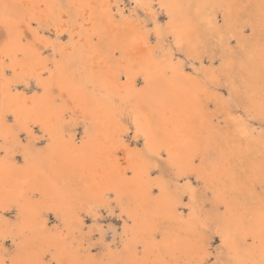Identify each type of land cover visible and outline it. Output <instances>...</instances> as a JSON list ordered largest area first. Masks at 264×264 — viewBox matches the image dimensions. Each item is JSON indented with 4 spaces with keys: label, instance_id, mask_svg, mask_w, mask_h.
Returning <instances> with one entry per match:
<instances>
[{
    "label": "bare ground",
    "instance_id": "6f19581e",
    "mask_svg": "<svg viewBox=\"0 0 264 264\" xmlns=\"http://www.w3.org/2000/svg\"><path fill=\"white\" fill-rule=\"evenodd\" d=\"M120 1L122 0H114L117 6H119ZM132 1L137 3V6L139 4L144 9L152 12L154 26L151 29L146 28L141 31V27L127 20L128 17L124 14H120L117 17L114 10H112L111 0H66L68 11L74 20V16L79 15L84 16L85 19L82 24L80 23L81 30L78 29L79 32H82L79 44L73 41L74 39L71 35L69 37L74 52L79 57L81 66L85 69L83 81L80 82L77 77H74L75 75L72 77L69 74L68 64L65 59H60L55 54L63 50V42H60L59 37L65 30L60 23L63 19V15H60L62 11L59 13L55 9V7L59 6L58 0H0L1 26H3L4 4L22 6L14 10L10 9V11L18 13L22 22L21 26L19 28L12 27V35L7 45L4 44L2 46L0 42V139H3V142L0 141V231L3 227V230L7 232L4 233L2 231L0 235L2 238L10 236L13 239L12 241L16 238L21 240V243L16 246L15 253H11L12 255L10 256L5 254L0 248V262H3V264H12L13 260L17 264H49V260L47 261L43 255H39L36 248L34 250L33 245L36 238H40L39 240L42 241L47 250L54 245L56 249L55 256L58 259H60V256L69 253L67 252V247L69 246H67L65 239L61 236L55 237V234L52 237L45 232L48 221L44 217L46 214L43 216L44 211L52 210L64 221L65 226H69L70 219L77 215L73 209L74 207H71L67 200L66 190L59 186L57 177L53 176L55 175L54 173L56 175L60 174L64 181L78 182L85 193L88 194L87 198H90V200L85 203L87 208L83 212L86 210L87 213H91L94 217L97 216L99 213L98 209L108 206L110 203L107 199L111 193H114L122 211H125L133 221L131 228L127 227V225L125 226L127 238L123 243V250L118 252L109 250L105 264H116L117 262L143 264L145 260L151 261V264H153L151 247L156 244L158 233L156 229H153L155 217L157 215H173L178 221V227L184 229H191L193 220L190 219L186 222H183L185 220H180L183 216L178 212V206L181 202L179 198L181 195H178L180 193L169 191L167 189L168 182V185L160 180L153 182L151 179V165L147 161L142 160L138 155L134 157L133 163L137 166L138 173L130 181L127 175H124L120 170L123 166L115 163L117 158L110 159L108 157L106 147L119 137L130 148H138V139L135 140V146H131L126 141V135L129 134L132 126V135L136 139V126L137 121H139L141 131H148L149 133V148L152 152L157 153L160 152L163 146L170 160V165L172 163L177 166L178 176L186 171L193 170L196 155L205 151L202 144L203 132L206 133L205 137L207 139L211 138L212 120L210 124L205 117L204 106L201 104L200 98L202 94H205L208 99L212 93L216 94L217 97L219 96L216 90L220 83L219 80H221L218 72L226 71L227 67H231L230 70L237 71L244 69L245 74L242 75L244 79L243 91L236 88L234 81L231 80L225 107L229 106L231 97L243 92L247 97L254 100L252 105L254 108L250 106L252 110L254 109L259 115L264 113V93L262 89V84L264 83V0H243L251 4L249 7L243 6L242 3H246L241 2V0ZM155 4L163 7L166 12L164 23L156 21ZM43 6L47 13L46 19L50 21V23L46 21L45 26H42L39 19L31 16ZM218 10H221L224 14V21L226 22L224 27L217 24ZM65 14L69 15V13ZM244 16H246V19H244ZM35 19L38 20L37 27L34 25ZM33 20L34 22H32ZM246 20L251 24L254 33L252 37L244 34L243 29H246L245 27L247 26ZM230 21H234L235 26L232 27V23L229 24ZM136 22L138 21L136 20ZM203 22L206 24H202ZM29 24H31L30 31L35 38L34 42H25L24 39L21 41V34L24 36V32H26L22 28L24 25L28 28ZM50 25L54 27L53 30L50 29ZM74 25L76 26V24ZM201 26H203V29ZM204 26H207L206 30H204ZM51 31L56 35L54 39L51 37ZM152 31L156 36L154 46L151 40ZM212 36H216L224 47L228 45L231 36H234L235 39L237 38L238 41V52L234 50L237 54H234L233 50L232 52L223 51L222 60L217 70L211 69V66L204 65L196 48L197 43L202 42L207 37L211 39ZM36 40L41 44L36 42ZM185 46L186 49L184 51ZM155 47L160 51V55L155 51ZM48 49L50 50L48 51L49 53L44 55V52ZM117 50H119L118 53ZM6 52L11 54L8 64L14 63L16 66L17 80L28 79L27 84L15 81L11 84L9 83V70L11 72V68L6 67L8 65L5 60ZM182 52H185L184 54L191 58V63H187L188 58L185 59ZM195 59L201 60L199 61V66L195 65L193 61ZM51 62L53 67L50 66ZM121 68L125 73L123 78L119 76ZM46 69L53 71L51 82L57 86L47 95L38 92L36 81L31 79V77L40 74ZM145 77H147L148 81L147 86L143 84ZM32 80L35 81L33 88L30 87ZM95 82H98L103 89H106V94L102 101L91 97L90 90L87 88V83L93 84ZM34 96L37 97L36 103L32 101ZM115 96H120L122 100L128 102L127 106H131V109L125 107V110H119L120 108L114 105ZM219 100H216V102ZM210 102L214 103L211 100ZM208 107L206 108L208 109ZM66 109H70L75 115H80V117H74L68 122L69 125L64 123L66 117L62 118L63 111ZM14 113L16 115H13ZM17 115L19 116L18 120ZM8 116L13 117L12 119L19 126V128L17 127L18 131L11 130L7 123L6 117ZM29 121L38 122L29 124ZM80 122H83V125L79 126L80 128L82 127V133L79 137L77 133V128L79 127L76 125ZM129 123L132 125L130 126ZM234 125L236 126V124ZM243 125L239 124L237 126L240 127V133L245 135L248 128L244 129ZM245 125L247 126L246 123ZM37 127L43 130L47 137H51L52 142L50 145L48 143V152L45 155L39 150V152L33 153V151L30 152V147H26V151L30 154L26 155L27 160L24 157V164L19 167V162L13 155L12 147L9 145V139L12 137L15 142H19L20 131H25L29 138H35V128ZM86 127L88 128L87 136H85L84 132ZM199 129H202V131H198ZM65 132L67 135H65ZM252 135L255 134L252 133ZM140 138L143 139V136H140ZM35 141H38V139ZM262 141H264V138L261 139V143ZM5 150H7V153ZM169 151L170 155L168 154ZM210 171H212L214 176L219 177L229 174L221 164L213 161L211 162ZM260 171L261 169L258 168L253 172L257 176L260 175ZM200 174L204 175L203 170ZM229 180L231 187L239 189L238 181L236 182L235 178L229 176ZM154 183L161 184L164 189L162 193L159 192L158 196L155 197L153 196ZM187 184L189 185L187 189L191 188L190 184ZM252 188L254 189V187ZM175 189H178L177 183H175ZM245 189L248 190L242 187L243 192ZM182 191L181 193L183 194ZM125 193L128 194L129 198L127 202L122 199V195ZM228 193L226 192V194ZM219 194L223 196L220 191ZM252 194L254 195V193ZM38 195L40 201L36 199ZM231 195L235 196V194ZM236 196L238 197V194ZM13 206L18 209V217L13 223V227L10 228L9 225H5V223H8L5 213L13 209ZM262 208L264 206L255 209L247 219H244L241 214L237 215V213L232 212L233 209L231 208L229 210L230 215L221 216L220 232L226 238L225 244L234 249V253L237 255L242 254L244 258H264L259 241ZM81 212L79 211V213ZM191 214L194 216V212ZM79 221L82 224V219ZM249 222H251L258 236L256 249H249L244 242L238 239L239 236L244 239L247 237ZM38 228L40 229L38 230ZM41 229L44 232H41ZM27 230H30L32 234L26 235ZM99 231L102 232V230ZM163 232L161 234V245L172 252H188L190 253L189 255L196 254L195 247L179 234L181 232L175 231L172 233L164 230ZM83 238L85 239V237ZM139 242L142 243L143 253H140L143 254V259L139 258L138 254ZM0 247H2V244ZM174 256L173 254L172 257ZM78 260H80L79 257ZM170 260L172 261V259ZM69 262L74 264V258H71ZM84 264L97 263L87 258Z\"/></svg>",
    "mask_w": 264,
    "mask_h": 264
},
{
    "label": "rangeland",
    "instance_id": "374dc122",
    "mask_svg": "<svg viewBox=\"0 0 264 264\" xmlns=\"http://www.w3.org/2000/svg\"><path fill=\"white\" fill-rule=\"evenodd\" d=\"M111 1H112L111 2L112 10H114L116 16L119 17L120 14H124L125 16L128 17L127 20L134 23V25L140 26L141 31L145 30L146 28L151 29V27L154 26V23H153L154 19H153L152 12L144 9V7L140 6L139 4L137 6L136 5L137 3H134L132 0H122L119 2V6H117L115 4L114 0H111ZM241 2L246 3V4L242 3V5L245 7H247V6L249 7L251 5L247 1L241 0ZM57 3H59L58 4L59 6L55 7V9L59 13L62 11L60 13V15H63V17H62L63 19L61 18L62 20L60 23H61L62 27L64 26L63 29H65L64 30L65 32L63 31L64 33L62 32L61 36L59 37L60 42L61 43L63 42L62 43L63 44V50H62V52H56L55 54L58 58H60V59L64 58L65 59V61L68 64L69 74L72 77L75 75L74 77L75 78L77 77V80L82 82L84 74H85V69L83 66H81L80 59L76 55V53L74 52V49L70 43L69 37L71 35V37H73V39H74L73 41L76 42V44L77 43L79 44V41L82 38V32H79L78 29L81 30V24L83 23V21L85 19H84V16L79 15V16H74L75 17V20H74V18L71 16L70 12L68 11L69 9H68V6L66 4V0H58ZM155 12H156V14H155L156 21L164 23L166 20V12H165L164 8L161 6L159 7L158 4H155ZM40 13H41V15L43 14L42 17L40 15ZM65 13H69V15H67ZM222 14H223V12L221 10H218L217 24L221 27H224V24H226V22L224 21L225 20L224 14L223 15ZM31 16L39 19L42 26H45L46 21H49L46 19L47 13L45 11L44 6L37 9L36 13L34 15L32 14ZM27 17H30V16H27ZM220 17H222V18H220ZM244 17H245L244 19H246V16H244ZM37 19H35V22H34V20L32 21V22H34V25L36 27L38 26L37 25V21H38ZM136 20L138 22H136ZM246 22H247V26L245 27L246 29H243L244 34L248 37H252L254 35V33L252 30L251 24H250V22H248V20H246ZM49 23H50V21H49ZM231 23H232V27L235 26L234 21L233 22L230 21L229 24H231ZM74 24H76V26ZM202 24L205 25L206 23L203 22ZM24 26H23L22 30L28 32V33L24 32V37H26V39H24L25 42H28V41L34 42L35 38L33 37L32 32L30 30H28V28L26 26L25 27ZM0 27H1L0 28V32H1L0 42H1V45L3 46L5 44V38L3 35L4 34V32H3L4 28L1 25H0ZM32 27L35 28L34 26H32ZM53 28L54 27L52 25H50V29L53 30ZM201 28L203 29V26H201ZM206 29H207V26H204V30H206ZM51 34H52V36H51ZM51 34H50V36L52 37V39H54L56 37L55 33H53L51 31ZM250 34H251V36H250ZM151 36H152V38H151L152 45L154 46V44L156 43L155 42L156 36H155L153 31L151 32ZM62 38H63V41H62ZM169 41H170V39H169ZM36 42L39 43L38 40H36ZM39 44H41V43H39ZM214 45L216 48L214 47ZM196 48L200 53V57L203 60L204 65L205 66H211V69L217 70L218 66H220V62L222 60V52L223 51L232 52V50H233V53L237 54V52H238V41H237V38L235 39L234 36H231L229 38L228 45L226 47H224L218 41V38L216 36H212L211 39L207 37L206 39L202 40V42L197 43ZM185 49H186V46L184 48V51H185ZM67 50H69V51H67ZM234 50L235 51L237 50V52H235ZM48 51H50V50L49 49L46 50V52H44V55L49 53ZM155 51L157 52V54H159V55L161 54L157 47H155ZM184 53L185 52H182V55L185 59L188 58L187 63L188 64L191 63L192 62L191 58L188 57L187 55H185ZM0 61H1V57H0ZM193 61H194L195 65H198V66L200 65L199 61H201V60L195 59ZM6 63L7 64L9 63V59L6 60ZM50 66L53 67L52 62L50 63ZM230 68L231 67H227L226 71L218 72L219 79H221V80H219L220 83L216 87V90L218 91L219 96L217 97L216 94L212 93L211 97L208 99L205 96V94H202V96H201L202 99L200 98V100L202 102L201 104L204 106L205 117L207 118V120L209 122L212 120V125H211L212 127L210 130L211 135L209 134L211 136V138L207 139L205 137L206 133L203 132V134H202L200 132L203 136L202 137L203 138L202 144H203V147L205 148L204 149L205 151L199 152L196 155L193 170L186 171L185 173L178 176L177 174L179 172H178L177 166L173 165L172 163L170 165V160L168 159V155L165 151L163 153H161V155H155V153L152 152V158L151 159H148L144 156L138 155L139 158L141 157L142 160L147 161L148 164L151 165V171H152L151 179L153 180V182L160 180V181L166 183V185H168V183H169L168 188H167L169 191H171L172 193H177V194L180 193L178 195H181V196L183 195L182 197L179 196L181 202L178 206V212L181 213V216L183 215L180 218V220H182V221L185 220L183 222H186L187 220H190V219L193 220L192 221L193 222L192 228L191 229H184V228L178 227V221L173 215H169V216L168 215H157L155 217V219L153 221V225H154L153 229H156V231L159 234L157 233L156 244L154 245V247L153 246L151 247V249H152V251H151L152 259L151 260H153V264H172L173 262L175 264H190V263L196 264V262H198L197 264H199V263L203 264V261H205L206 259L215 260L217 258L220 260L221 264H228L229 261H234V262L235 261H253V262H255V264H259V261L261 260V258H259V257L244 258L242 256V254L237 255L236 253H234V249H232L229 245L224 243L222 246L221 240H220L219 236H217V235H212L209 238L211 240L208 239L210 233H221L220 232L221 231L220 218H221V216L230 215V212H229L230 208L233 209L232 212L237 213V215L241 214L244 217V219H247V217L250 216L255 209L264 206V163H263L264 162V141H262V143H261V139L264 138L263 137L264 136V120H263L264 119V113L259 115L258 113H256V111L254 109L252 110L251 107H253L252 105L254 103V100L247 97L243 92H239L238 94L235 95V97L234 96L231 97V100L229 102V106L225 107V104H226L227 99H228L227 94L229 95V90L231 87V80L234 81L235 87L238 88L240 91H243V89H244V79H243L242 75L245 74V70L243 69L242 71H237V70H230ZM231 71H233V72H231ZM221 73H222V75H221ZM9 74H10V70H9ZM229 74H231V76H229ZM86 85L88 86L87 88L90 90V96L91 97H93L95 99H101V101L104 100V96L106 94V89H103L98 82H95L93 84L87 83ZM32 86L33 87L35 86L34 80H32L30 82V87L33 88ZM262 87H263L262 89H263V93H264V83L262 84ZM93 88L94 89L96 88V89L94 90ZM219 92H220V94H219ZM56 93H57V91H56ZM219 99H221V100H219ZM210 100L214 101V103L213 102L211 103ZM216 100H219V101L216 102ZM115 102H114V105L116 107L120 108L119 110H121V109L125 110V107H127V109L128 108L131 109V106L130 107L127 106L128 102L122 100L120 96H115ZM240 102L241 103L243 102V103L241 104ZM206 107H208V109ZM206 112H207V114H206ZM249 112H250V114H249ZM215 113L217 114V116ZM72 114L66 117V119L64 121L65 124L67 123L66 125H69L68 122H70L74 117L75 118L80 117V115H75V113H72ZM240 114H242V115H240ZM8 117H10V116H8ZM8 117H6L8 120L7 123L11 127V130L12 131H15V130L18 131L19 126L14 121V119H12L13 117L11 116V119H9ZM260 119H262L263 122ZM245 123L247 124V126L245 125ZM210 124H211V122H210ZM234 124H236V126ZM239 124L240 125L244 124L243 125L244 129L248 128V129H246L247 132L245 135L240 133V130H239L240 127L237 126ZM82 125H83V122H80L76 126L79 127ZM129 125L131 126L132 124L129 123ZM131 128L133 129L132 126H131ZM132 129H130L129 134H127L128 137L126 135V138H127L126 141H127V143H129V145L135 146V142H136L135 140H137V139H135L133 137ZM221 129H222V131H221ZM234 130H235V132H234ZM198 131H202V129L201 130L199 129ZM248 131H249V133H248ZM19 133H20V141L19 142H15L12 137L9 139V145L12 147L11 149H12L13 155L16 157V160L19 162V164H18L19 167L23 166L24 157L26 155L30 154L29 152L26 151L28 147L31 148L30 152L33 151V153H36V152L40 151L44 155L47 154V152H48V140L46 139L47 136H46V133L43 132V130L39 129V127L35 128V138H33V137L29 138L25 131H20ZM77 133H78V136L80 137L81 133H82V127L77 128ZM252 133L255 135H252ZM238 134H239V136H238ZM260 135H261V139H260ZM37 139H38V141H35ZM0 141L3 142V139L2 140L0 139ZM11 142H12V144H11ZM256 142H257V145H256ZM31 144H32L33 148L31 146ZM137 144L139 146L138 147L139 149H143L145 147L143 145V139L142 138H139L137 140ZM44 145H46V146H44ZM22 153H23V155H22ZM212 161L221 164L222 167L224 169H226V171L229 172L228 175H225L227 178L225 176L223 177V175H222V177H223L222 178L221 176L220 177L214 176L212 174V171H210ZM195 162H197V163H195ZM258 168H260L261 171H260V175L256 176L253 171L255 169H258ZM202 170H203V174L205 176L200 174ZM174 171L177 173H175ZM54 174L55 175H53V176L55 178L57 177L56 179H57V182L59 183V186L61 188H63L64 190H66L67 200H68L69 204L71 205V207H74L73 209L76 211L77 215L74 218L70 219V225L69 226H65L64 221L62 219H60V217L57 216L52 210L44 211L43 216L46 214L47 216L45 215L44 217L47 218V221H48V224H46L47 226H46L45 232L47 235L49 234L52 237L55 234V237L61 236L63 239H65L67 246H69V247H67V252H69V253L67 255L65 254L63 256H60V259H58L55 256V252H56L55 246L52 245L51 247L53 249L51 247H49V249L47 250L45 248V246L42 244V241L39 240L40 238L35 239V242L33 245L34 250L36 248V250L38 251V254L43 255L47 261L48 260L49 261L55 260L56 264H59V263L60 264H70L69 260L71 258H74V262H73L74 264H84V262H85V260H87V258L91 259L93 262H96L97 264H105L107 262V259H108V254H109L108 251L109 250L116 251V252L123 250V243L127 238V234L125 233V226L127 225V227L131 228L133 225V221L131 220V218L128 217V215L125 211H122L120 205L117 202V198H116L114 193H111L107 199L110 204L108 206L101 207V209H98L99 213L97 216L94 217L91 213H87L86 210H85V212H83L84 209L87 208L85 203L89 202V200H90V198H87L88 194L85 193V191L81 188V186L78 182H76V181H70L69 182L67 180L64 181L60 177V174H57V175H56V173H54ZM186 176H187V178H186ZM197 176L200 177L199 180H197L195 178ZM211 176L213 179L211 178ZM229 176L235 178L236 182L238 181L237 183H238L239 189L238 188L234 189L233 187H231L229 185V181H230ZM127 178L130 181H132L134 179L130 176H127ZM173 178H174V180H173ZM221 178H222V180H221ZM179 181H180V184H179ZM186 182L190 184L191 188L187 189L189 185ZM175 183L178 184L177 190L175 189ZM242 187L243 188L245 187L248 190L250 189L251 192L245 189L244 192L246 191L247 193L246 192L244 193L242 190ZM252 187H254V189ZM179 189H180V192H179ZM181 190H183L182 191L183 194L181 193ZM224 190L227 193L229 192L228 193L229 196H228V194H226V192ZM238 190H240V191L238 192ZM219 191H220V193L223 194V196H221L219 194ZM185 192H186V194H185ZM251 193H254V195L253 194L251 195ZM158 194H159V191L154 190L153 196L154 197L158 196ZM231 194H233V195L235 194V196H232ZM237 194H238V197L236 196ZM219 195H220V197H219ZM224 195L226 196V198ZM245 195L246 196L248 195V196L246 197ZM84 198H86L85 202H84ZM36 199L37 200L39 199V195H38V197H36ZM73 199H74V201H73ZM78 199H79V201H78ZM122 199L124 202H127L129 199L128 194L127 193L123 194ZM80 200H81V203H80ZM197 200H198V204H197ZM39 201H40V199H39ZM188 203H190V204L188 205ZM230 204H232V205H230ZM186 206H190V207L186 208ZM12 208L13 209H10L9 211H7L5 213V215H7L6 220L8 221V223H5V225H9L10 228L13 227V223L17 220V217H18L17 207L13 206ZM79 211L80 212L82 211V212L79 213ZM110 212H112V213H110ZM192 212H194V216L192 214L190 215V213H192ZM80 219H82V224L79 221ZM128 219L131 220L132 223L128 224L127 223V221H129ZM83 223H84V225H83ZM210 225H212V226H210ZM51 226H52V228H51ZM81 227H82V229H81ZM102 227H104V228H102ZM98 228H99V230H102L103 233L101 231H99ZM39 229L40 228H38V230ZM211 229H213V230H211ZM97 230H98V232H97ZM163 230L165 232L169 231L172 233L175 231L178 233L181 232L179 234H181L183 236V238L187 239L189 241V243L195 247L196 251L195 250L194 251L196 252V254L194 253V251H192V253H194L192 255H189L190 253H188V252H186V253L172 252L171 250H169L166 247H164L163 245H161L162 244V241H161L162 235L161 234L164 233ZM177 230H179V231H177ZM205 230H207V231H205ZM2 231L4 233H7L6 231L3 230V227H2L0 232H2ZM37 232H39V231H37ZM41 232H44V231L41 229ZM29 234H32V233L30 230H27L26 235H29ZM39 234L41 235V233H39ZM123 236H124V238H123ZM8 237H5L6 238L5 239V238H2V236L0 235V245L2 244V247H0V248L5 254L10 256V255L15 253L16 246H18L21 243V240L19 238H16L14 240L15 241L14 242V241H12L13 240L12 237H10V236H8ZM83 237H85V239ZM238 239L240 241L244 242L247 239V237L244 239L243 237L239 236ZM2 242H4V243H2ZM139 243H140V244H138L139 258L143 259V257H142L143 254H141V253H143L142 252L143 251L142 250V243L141 242H139ZM158 247L161 249V251ZM157 248L159 251L157 250ZM164 248H165V250H164ZM119 249H121V250H119ZM166 251L168 252V254ZM173 254L175 255L174 257H172ZM196 255H199V256H196ZM101 256H102V258H101ZM179 256L181 257V259H179L180 258ZM78 257L80 258V260H78ZM194 258H195V260H194ZM170 259H172V261ZM201 259H203V260H201ZM228 259H230V260L228 261ZM175 260H178V261H175ZM157 261H159V262H157ZM187 261H189V262L187 263ZM190 261H193V262H190ZM117 263L123 264L122 262H117Z\"/></svg>",
    "mask_w": 264,
    "mask_h": 264
},
{
    "label": "snow or ice",
    "instance_id": "6c2138e0",
    "mask_svg": "<svg viewBox=\"0 0 264 264\" xmlns=\"http://www.w3.org/2000/svg\"><path fill=\"white\" fill-rule=\"evenodd\" d=\"M20 7H22V6L9 5V4L3 5V9H4L3 28H4V38H5V44L6 45L8 43V40L11 38L12 27L15 26L16 28H19L21 26V23H22L19 19L18 13H16L15 11H10V9L14 10V9H17ZM28 30H31V24H29ZM32 31H34V30H32ZM23 39H26V37H24L23 34H21V41H23ZM118 52H119V50H117V53ZM10 58H11V54L6 52L5 53V60H8ZM6 67L11 68V72L9 74V83L10 84L13 81H15L17 83H22V84L28 83V79L17 80V71H16V66L14 63L8 64V65H6ZM124 74H125L124 70L121 68L119 70V76L121 78H123ZM52 76H53V71L51 69H46L45 71L41 72L40 74H38L34 77H31V79H34L38 85V92H42L43 94L47 95L57 87L54 83L51 82ZM147 83H148L147 77H145L143 80V84L145 86H147ZM13 94L15 95V93H13ZM32 101H33V103H36L37 97L36 96L32 97ZM71 114H72L71 110L66 109L63 111L62 118L67 117ZM13 115H16V114L14 113ZM8 118L11 119V117H8ZM18 119H19V116L17 115V120ZM33 122H38V121H29V124H31ZM24 130H28V129H24ZM136 131H137L136 139H139L140 136H143V143L145 146L143 149L130 148L119 137H117L116 140H114L111 144H109L106 147L108 157L110 159L117 158L115 160V163L117 165H123V167L120 170L123 172L124 175L130 176L132 178H135L137 176V173H138L137 166L133 163L134 157L139 155V156H144L148 159L152 158V150L149 148V133H148V131H143V132L141 131V125H140L139 121H137ZM84 132H85V136H87V133H88L87 127L84 129ZM65 135H67L66 132H65ZM46 139L48 140V143L50 145L52 142L51 137H46ZM5 152L7 153V150H5ZM163 152H164V147L162 146L160 149V152L155 153V155H160ZM168 154L169 155L171 154L170 151ZM25 160H27V156H25ZM196 179L199 180L200 177L197 176ZM153 189L155 191H159L161 193L164 190L163 186L161 184H156V183L153 184ZM187 207H190V206H186V208ZM127 223L130 224V223H132V221L129 220V221H127ZM248 229H249V231H248L247 239L244 241V244L249 249H256L258 236H257L256 231L252 227L251 222L248 223ZM212 235L219 236L222 245L224 243H226V238L223 235V233H210L209 238ZM259 241H260L262 256H264V208H262V210H261V229L259 232ZM138 254H139V251H138ZM0 264H3V262H0ZM12 264H17V262L15 260H13ZM49 264H56V261L52 260L49 262ZM143 264H151V261L145 260V261H143ZM203 264H221V262L218 258L215 260L206 259L205 261H203ZM228 264H255V262H253V261H235V262L229 261ZM259 264H264V258H262L259 261Z\"/></svg>",
    "mask_w": 264,
    "mask_h": 264
}]
</instances>
